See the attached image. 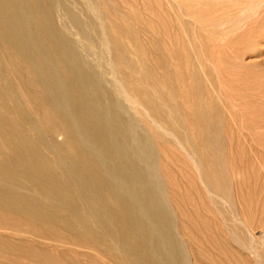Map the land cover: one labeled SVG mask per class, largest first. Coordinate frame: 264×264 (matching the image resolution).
<instances>
[{
    "label": "bare ground",
    "instance_id": "1",
    "mask_svg": "<svg viewBox=\"0 0 264 264\" xmlns=\"http://www.w3.org/2000/svg\"><path fill=\"white\" fill-rule=\"evenodd\" d=\"M118 2L73 0L83 21L66 0H0V255L63 264L37 242L81 250L102 264H192L181 229L200 261L217 264L221 248L209 226L195 227L189 213L182 229L180 207L172 213L161 204L170 195L153 144L121 97L145 108L157 129H185L200 180L214 188L225 164L213 151L237 120L228 111L226 122L212 82L216 101L204 97V84L189 83L193 70L174 74L167 57H187L164 50L159 39L151 63H132L143 46L128 25L140 19L118 13Z\"/></svg>",
    "mask_w": 264,
    "mask_h": 264
},
{
    "label": "rangeland",
    "instance_id": "2",
    "mask_svg": "<svg viewBox=\"0 0 264 264\" xmlns=\"http://www.w3.org/2000/svg\"><path fill=\"white\" fill-rule=\"evenodd\" d=\"M66 1L84 21L80 7H75L73 0ZM123 1L117 3V12L128 18L137 14L140 19L138 26L128 25L134 32L138 31V42L143 46L142 58L130 57L132 63H151L153 44L159 39L166 46L164 50L177 57L183 54L187 57L182 60L167 57L174 74H180V67L185 71L193 70L195 77L191 75L189 83L194 86L204 84L208 91L204 97L209 95V99L216 101L212 82L222 97L221 105H218L226 122L230 121V112L238 123L234 128L227 127L226 136L219 138L220 150L213 151L225 164L222 183L214 188L200 180L193 165V159L198 160V155L195 148L192 154L187 145L185 129L180 128L174 133L161 131L145 108L135 107L121 97L129 116L153 144L159 182L170 195L164 197L161 204L170 210L171 206L180 207L184 218L180 216L178 223L182 229L189 213L193 214L195 227L209 226V233L214 234L212 240L221 248L213 255L217 264H264V0ZM201 64L208 77L203 76ZM159 74L158 71L151 74L148 81ZM107 78L115 84L112 76ZM132 78L137 80L141 76L132 74ZM181 85L176 87L181 89ZM147 91L152 95L155 89L149 87ZM178 93L181 96L183 92ZM234 170L237 172L230 174ZM171 192H175L176 197ZM39 200H42L41 196ZM61 214L66 213L62 211ZM180 233L183 243L192 251V264H208L199 260L197 246H190V240L182 235L181 229ZM11 238L35 243L30 238ZM35 247L58 256L63 264H72L71 261L102 264L87 258L81 250L54 244L43 246L37 242ZM110 254L119 256L117 250ZM3 261L39 264L28 258L0 255V262Z\"/></svg>",
    "mask_w": 264,
    "mask_h": 264
}]
</instances>
